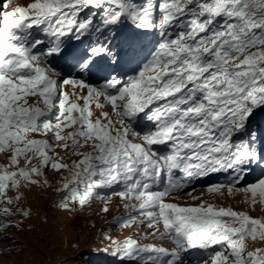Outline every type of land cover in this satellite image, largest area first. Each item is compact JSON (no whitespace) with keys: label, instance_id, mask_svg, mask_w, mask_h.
Instances as JSON below:
<instances>
[{"label":"snow or ice","instance_id":"6c2138e0","mask_svg":"<svg viewBox=\"0 0 264 264\" xmlns=\"http://www.w3.org/2000/svg\"><path fill=\"white\" fill-rule=\"evenodd\" d=\"M257 209L264 0H0V256L55 210L97 264H264Z\"/></svg>","mask_w":264,"mask_h":264},{"label":"rangeland","instance_id":"374dc122","mask_svg":"<svg viewBox=\"0 0 264 264\" xmlns=\"http://www.w3.org/2000/svg\"><path fill=\"white\" fill-rule=\"evenodd\" d=\"M28 0H16L17 4H26ZM45 196L47 197L45 199ZM29 199L33 206L45 208L48 203L54 199L50 193H41L39 190H33L29 193ZM240 198L230 201L234 208L244 210L246 205L239 203ZM93 208H98L97 203H93ZM118 214L115 207L112 208L108 219L112 215ZM254 217L264 216V212L257 209L252 212ZM50 223L39 227V233L31 232L24 236L18 237V242L25 247V251L19 254H13L11 257L0 256V261L6 259L18 260L22 264H84L85 256H80L81 251H87L90 247L98 246L99 242H93V238L102 227L107 228L104 220L100 217H83L75 216L68 219L55 210L48 213ZM55 222L56 227H52V222ZM94 221L95 228L89 227L90 223ZM124 235H128L127 232ZM122 238V237H121ZM73 244H79L80 248L73 249ZM5 245L0 244V247Z\"/></svg>","mask_w":264,"mask_h":264},{"label":"trees","instance_id":"16d2710c","mask_svg":"<svg viewBox=\"0 0 264 264\" xmlns=\"http://www.w3.org/2000/svg\"><path fill=\"white\" fill-rule=\"evenodd\" d=\"M85 258H86L85 262H87V264H97L98 258H96L94 256H90V255H86ZM85 262H84V264H85Z\"/></svg>","mask_w":264,"mask_h":264}]
</instances>
